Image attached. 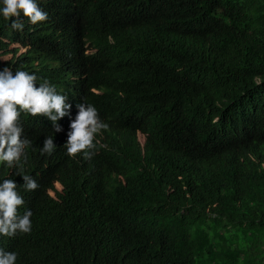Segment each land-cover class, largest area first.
<instances>
[{
  "label": "trees",
  "instance_id": "obj_1",
  "mask_svg": "<svg viewBox=\"0 0 264 264\" xmlns=\"http://www.w3.org/2000/svg\"><path fill=\"white\" fill-rule=\"evenodd\" d=\"M51 2L46 1L49 21L40 27L21 16L22 32L0 12V71L10 67L15 74L24 67L40 76L37 87L53 80L48 57L79 55L80 43L70 38H80L86 24L84 7L64 19L62 7ZM193 2H198L195 11L214 18L213 31L227 22L229 40L219 57L171 62L178 70L172 69L169 79L184 83L173 91L169 107L161 106V93L154 95L155 105L127 120L133 153L118 146L106 152L100 179L108 184L123 178L135 196L133 206L117 207L120 198L108 197L104 184L106 199L70 185L63 173L74 165L62 162L50 181L63 187L55 186L56 198L46 199L42 211L32 215L31 232L0 235V249L15 252L16 264H264V0H181L182 8L190 11ZM193 24L187 18L174 29ZM49 27L48 37L38 31ZM16 44L21 47L12 48ZM127 66L125 57L102 51L82 62L88 79L81 98L98 103L101 115L111 117L104 76ZM159 77L138 81L129 93L139 97L154 84L159 89ZM147 127L152 141L142 148L135 134ZM225 141L229 145L221 147ZM35 178L50 183L45 176Z\"/></svg>",
  "mask_w": 264,
  "mask_h": 264
},
{
  "label": "clouds",
  "instance_id": "obj_2",
  "mask_svg": "<svg viewBox=\"0 0 264 264\" xmlns=\"http://www.w3.org/2000/svg\"><path fill=\"white\" fill-rule=\"evenodd\" d=\"M46 1L0 0V12L11 21L13 30L22 32L21 16L38 27L49 21ZM197 3L193 2L191 10L185 11L181 0H52L51 7L55 4L62 7L64 19L71 11L76 12L77 6L85 8L84 30L80 38L74 35L70 38L71 43H80V53L70 57L58 52L49 58L48 51H41L42 56L48 57L47 64H51L48 72L53 80L40 82L39 87L36 83L40 76L22 70L24 67L15 74L10 67L0 71V235L15 237L31 232L32 215L42 211L46 199L56 198L55 186L63 187L60 182L50 181L53 170L62 162L74 165L63 173L70 185L89 194L98 192L105 198L104 184L108 197L120 198L117 207L133 206L135 196L125 180L116 177L115 181L104 183L100 168L107 163L106 152L116 146L133 153L127 139V120L136 110L147 104L155 105L153 97L157 93L164 97L161 106L169 107L173 91L184 83L169 79L175 69L171 62L188 64L189 59L203 62L225 52L229 40L227 22L224 20L220 29L213 31L210 22L214 18L195 11ZM232 13L237 15L235 9ZM187 18L194 21L192 26L174 29ZM51 19L60 23L58 13L52 9ZM38 31L48 37L46 34L52 28ZM99 51L123 56L128 61L125 70L108 71L104 76L102 90L107 95L111 117L101 115L98 103L81 98L88 79L82 72V62L91 60ZM160 53L164 56L154 61ZM153 74L160 75L159 89L154 84L139 97L129 93L138 81ZM202 106L206 112L210 111L207 103ZM142 119L145 118L137 120ZM48 127L52 129L46 131ZM135 135L142 148L147 141L151 144L149 127L139 128ZM228 145L229 141H225L221 147ZM36 175L45 176L50 183L39 181ZM18 212L25 213L20 216ZM142 245L149 249L145 241ZM16 261L15 252L0 249V264Z\"/></svg>",
  "mask_w": 264,
  "mask_h": 264
}]
</instances>
